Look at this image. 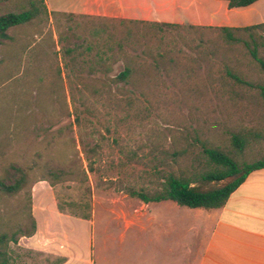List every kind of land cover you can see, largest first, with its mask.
Returning <instances> with one entry per match:
<instances>
[{"label":"rangeland","instance_id":"1","mask_svg":"<svg viewBox=\"0 0 264 264\" xmlns=\"http://www.w3.org/2000/svg\"><path fill=\"white\" fill-rule=\"evenodd\" d=\"M24 7L23 0L0 1V15ZM184 25L160 29L42 11L0 40V182L13 184L22 172L27 175L16 194L0 186V233L18 238L7 246L13 264L59 262L22 240L32 230L39 191L48 189L51 200L57 196L78 215L91 214L94 203L104 201L97 207L99 241L105 224L120 232L111 207L132 210L141 201L131 191L153 195L167 175L198 170L199 138L218 145L234 130L264 127L262 107L232 96L227 80L226 63L259 79L247 50L226 46L214 29ZM159 52L165 55L162 65L149 66ZM129 60L139 69L133 83L116 84L113 77ZM236 89L248 99L258 97ZM263 151L262 141L249 159ZM232 179L193 185L207 191Z\"/></svg>","mask_w":264,"mask_h":264},{"label":"crops","instance_id":"2","mask_svg":"<svg viewBox=\"0 0 264 264\" xmlns=\"http://www.w3.org/2000/svg\"><path fill=\"white\" fill-rule=\"evenodd\" d=\"M44 1L50 13L207 26L264 22V0L234 8L227 0ZM51 195L48 189L35 194L37 229L22 240L28 249L62 259L59 264H264V168L252 172L219 208L184 211L171 199L141 200L132 210L111 207L120 232L105 224L99 241L97 207L104 201H96L86 217L61 209Z\"/></svg>","mask_w":264,"mask_h":264},{"label":"trees","instance_id":"3","mask_svg":"<svg viewBox=\"0 0 264 264\" xmlns=\"http://www.w3.org/2000/svg\"><path fill=\"white\" fill-rule=\"evenodd\" d=\"M7 1V0H0ZM25 7L23 10L16 12H8L0 15V40L10 38L8 30L11 27L28 23L36 18L42 11L48 13V8L44 0H23ZM229 7H243L253 4L258 0H227ZM108 18V17H103ZM119 20L120 23H134V24H151L160 29L167 27L184 28L186 25L179 23H167L145 20H132L112 18ZM192 28H208L214 29L218 32L219 39L228 47H243L247 50L253 62L259 68L261 74L256 81L248 79L239 71H236L227 63L225 64L226 74L230 82L232 96L244 99L248 104L255 107H262L264 110V22L241 26H207L189 24ZM73 52V48L68 49ZM163 53L152 57V62L149 66L159 68L164 60ZM138 68L133 64V61H127L125 68L113 77L112 81L116 84L133 83V77L138 72ZM87 88H93L94 91H99L98 86L86 83ZM256 91L257 98L248 99L246 95L236 88H242ZM230 99V98H229ZM232 99V97H231ZM230 99V100H231ZM201 153L203 155L202 162L198 170L191 174H175L171 173L166 176L165 183L160 191L150 195L142 191H131L133 195L138 196L145 202L161 201L171 199L183 206L192 208L203 207L206 209H214L222 207L231 194L246 180V178L254 171L264 168V151L260 157L253 160L249 159L251 152L258 146V143L264 142V127H254L250 129H238L231 132V137L228 142L214 145L207 140H201ZM26 173L22 172L18 180L13 184H6L0 182V186L9 194H16L22 190L26 182ZM228 178H233L226 184L216 187L211 190L203 191L197 186L193 185L197 181L215 182L223 181ZM53 185V183H51ZM59 201V200H58ZM61 209L64 207L59 201ZM90 217V214L84 215ZM32 230L28 233H23L22 236H31L36 232L37 223L31 213ZM10 241L18 242L17 237H9L7 232L0 233V264H13L12 257L7 251V246ZM62 261L59 259L58 264Z\"/></svg>","mask_w":264,"mask_h":264}]
</instances>
